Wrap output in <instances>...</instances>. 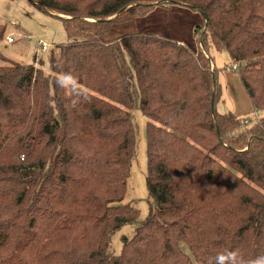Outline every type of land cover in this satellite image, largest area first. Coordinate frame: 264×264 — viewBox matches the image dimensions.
<instances>
[{"label": "trees", "instance_id": "16d2710c", "mask_svg": "<svg viewBox=\"0 0 264 264\" xmlns=\"http://www.w3.org/2000/svg\"><path fill=\"white\" fill-rule=\"evenodd\" d=\"M31 1L69 41L52 45L49 72L44 61L0 66V264L264 256V118L218 112L211 56L229 54L253 115L264 111V0ZM173 6L203 15L198 50L142 32L106 40L114 26ZM64 73L73 79L60 84ZM136 109L147 118L143 222L122 204ZM127 225L135 234L115 255L112 239Z\"/></svg>", "mask_w": 264, "mask_h": 264}, {"label": "rangeland", "instance_id": "374dc122", "mask_svg": "<svg viewBox=\"0 0 264 264\" xmlns=\"http://www.w3.org/2000/svg\"><path fill=\"white\" fill-rule=\"evenodd\" d=\"M203 15L190 8L173 6L170 9L156 8L149 15L126 21L114 26L106 36L107 41L132 33H150L186 45L194 50L200 48L195 31L203 25ZM201 35V32H198ZM13 43H8V38ZM68 36L61 20L40 10L31 0H0V66H7L6 60L20 64H38L44 61L49 68V51L52 45L67 43ZM40 43L50 45L47 52L40 50ZM39 50V51H38ZM217 69V79L222 88V99L217 105L220 114L238 117L264 118V111L255 115L249 95L243 87L238 69L233 70L231 58L225 51L211 50ZM6 59V60H5ZM43 59V60H42ZM137 128L136 156L132 161L128 193L122 204H132L140 211V222L146 221L150 213V198L147 189V118L141 111L134 112ZM137 226L127 225L118 231L111 245V252L120 255L123 237L131 239Z\"/></svg>", "mask_w": 264, "mask_h": 264}, {"label": "clouds", "instance_id": "9594fccd", "mask_svg": "<svg viewBox=\"0 0 264 264\" xmlns=\"http://www.w3.org/2000/svg\"><path fill=\"white\" fill-rule=\"evenodd\" d=\"M73 79L71 74L64 73L61 74L58 83L63 84L65 81ZM225 261L230 262V264H264V256L256 257L252 260H246L239 252V250L229 251L227 253L218 254L212 264H225Z\"/></svg>", "mask_w": 264, "mask_h": 264}, {"label": "built area", "instance_id": "2783aa9c", "mask_svg": "<svg viewBox=\"0 0 264 264\" xmlns=\"http://www.w3.org/2000/svg\"><path fill=\"white\" fill-rule=\"evenodd\" d=\"M8 43H13V39L11 38V37H9L8 39ZM40 50L42 51V52H47L48 51V49H49V47H50V45H48L47 43H40ZM39 51V50H38ZM232 69L233 70H236V69H238V65H234L233 67H232Z\"/></svg>", "mask_w": 264, "mask_h": 264}, {"label": "crops", "instance_id": "0c3cea01", "mask_svg": "<svg viewBox=\"0 0 264 264\" xmlns=\"http://www.w3.org/2000/svg\"><path fill=\"white\" fill-rule=\"evenodd\" d=\"M181 44V43H180ZM214 67V66H213Z\"/></svg>", "mask_w": 264, "mask_h": 264}]
</instances>
